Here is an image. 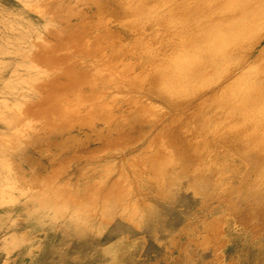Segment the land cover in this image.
Returning a JSON list of instances; mask_svg holds the SVG:
<instances>
[{
	"label": "rangeland",
	"instance_id": "rangeland-1",
	"mask_svg": "<svg viewBox=\"0 0 264 264\" xmlns=\"http://www.w3.org/2000/svg\"><path fill=\"white\" fill-rule=\"evenodd\" d=\"M263 186L264 0H0V264H264Z\"/></svg>",
	"mask_w": 264,
	"mask_h": 264
},
{
	"label": "bare ground",
	"instance_id": "bare-ground-1",
	"mask_svg": "<svg viewBox=\"0 0 264 264\" xmlns=\"http://www.w3.org/2000/svg\"><path fill=\"white\" fill-rule=\"evenodd\" d=\"M115 5V4H114ZM187 8V7H186ZM188 9V8H187ZM213 116V115H212ZM235 145V144H234ZM243 147V146H242ZM239 148V147H238ZM239 150H240V148H239ZM238 151V150H237ZM243 151V150H242ZM240 151H238V153H239ZM244 152V151H243ZM242 153V152H241ZM240 154V153H239ZM249 155H251V154H249ZM248 157V156H247ZM256 156H249V159H251V160H253L254 158H255ZM248 160V159H247ZM255 160V159H254ZM253 160V161H254ZM261 161V160H260ZM261 163V162H260ZM251 166V165H250ZM241 167H243V165L241 164L240 166H239V168H241ZM238 168V169H239ZM242 169V168H241ZM240 171V170H239ZM259 172V171H258ZM239 172H233V174H231L230 176L231 177H236V175L238 174ZM263 177V176H262ZM45 181V180H44ZM258 184V183H257ZM254 186H256V185H254ZM264 187V186H263ZM251 188V187H250ZM252 190V189H251ZM264 190V189H263ZM249 191V190H248ZM260 191H262V190H260ZM263 192V191H262ZM254 193V192H253ZM257 193V192H256ZM261 194V195H260ZM258 196H256V198H255V204H254V206L253 207H255V208H249L248 209V212H247V214H248V217L247 218H249V217H253V218H260L261 220H264V193H260ZM253 195V194H252ZM256 195V194H255ZM247 202V201H246ZM249 202V201H248ZM246 215V214H245ZM262 263V262H261Z\"/></svg>",
	"mask_w": 264,
	"mask_h": 264
}]
</instances>
